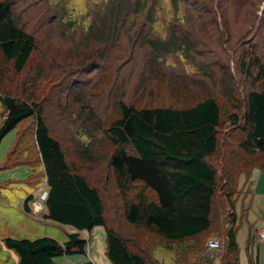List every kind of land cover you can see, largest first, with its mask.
I'll return each mask as SVG.
<instances>
[{"label":"trees","instance_id":"16d2710c","mask_svg":"<svg viewBox=\"0 0 264 264\" xmlns=\"http://www.w3.org/2000/svg\"><path fill=\"white\" fill-rule=\"evenodd\" d=\"M46 1L0 0V100L5 111L0 144L11 131H18V139L2 167L31 165L32 174L26 183L38 190L46 181L48 188L45 218L77 231L70 232L64 243L49 235L7 237L6 245L19 254L18 264H67L57 259L74 252L86 253L87 241L78 231L100 224L108 231L110 264H163L150 257L144 247L135 249L109 223L102 190L81 171L83 161L96 160L94 140L105 137L114 147L106 155L108 171L123 196V215L130 224L168 242L198 239V245L204 244V248L215 231L214 207L220 194L221 211H234L223 222L227 227L223 264H240L235 209L241 177L251 178L255 168L264 170V44L256 40L264 41V11L260 15L258 5L261 0H202L204 12L198 18L187 16L188 27L173 25L165 40L144 35V43L157 52L148 62L147 76L143 73L138 85L137 92L142 96L134 103L118 95L115 114L107 126L105 121L95 119V110L105 95L92 93L95 97L88 104L86 92L90 91L83 85L95 86V78L90 75L107 69L103 48L119 35V30L124 31L133 16L126 28L127 36L132 35L145 2L108 0L106 6L93 10L92 22L82 33L83 44L76 50L77 44L73 40L72 45L70 39L76 33L74 21L62 24L64 18L58 21L56 12L49 15L52 7L41 6ZM179 1L173 0L176 10ZM40 30L46 32L47 39L36 34ZM142 33L139 30L136 34ZM56 35L60 36L58 39H70V43L54 40ZM39 38L44 45L39 44ZM249 39L255 41L251 52L245 50L244 44ZM197 49L203 50L200 55H213V62L201 61L199 69L213 80L211 68L216 66L215 79L225 87L224 100L231 101L237 112L224 110L222 100L205 79L182 86L172 76L165 79L159 71L158 52L182 51L191 60ZM77 74L78 78L71 81ZM155 77H160L158 83ZM259 83L261 87L257 86ZM240 84L245 85L242 98L237 93ZM66 92L69 105L81 103V123L77 116H67L69 107L66 100L63 103ZM169 94L176 95L179 105L167 102ZM28 121L34 122L33 127H24ZM227 121L242 128V137L235 139V147L227 143L232 134L221 139ZM59 124L71 136V150L65 144L68 141L54 133ZM98 133H103V137L98 138ZM84 136L90 137L91 144L83 141ZM29 140L31 145L27 144ZM260 154L263 159L254 160ZM32 197L30 194L28 200ZM25 209L30 211L27 203ZM251 242L252 235L248 248ZM191 261L190 264L204 263L200 257L192 256ZM253 263L250 255V264Z\"/></svg>","mask_w":264,"mask_h":264},{"label":"rangeland","instance_id":"374dc122","mask_svg":"<svg viewBox=\"0 0 264 264\" xmlns=\"http://www.w3.org/2000/svg\"><path fill=\"white\" fill-rule=\"evenodd\" d=\"M134 1L136 0H130L129 2L134 3ZM142 1L145 2L144 9L141 10L143 12L139 13L136 17L138 24L134 27V30L131 33L132 35L129 37L127 36L126 28H128L130 22L133 21V16L129 18L128 23L124 27V31L119 30V35L115 37L109 46H105V49L103 48L102 54H105L104 58L107 69L102 72H94L93 75H90L94 76V85L97 86V88L95 86L91 87V84L83 85L87 91H90L86 92L88 104L92 103L93 98L95 97L92 93L96 94L98 92L101 95H105L100 101V106L95 110V119L105 121V126L109 124L115 114L113 111L114 102L118 95H123L127 102L134 103H137L142 96L141 92H137L138 85L141 83L143 73H147L146 69L150 58L157 52L153 51L148 44L144 43L143 36L147 34L150 38L165 40L170 37L171 27L173 25L178 26V28H186L189 26V23L186 21L187 16L198 18L202 12H204L202 0H180L178 10L175 9L173 0ZM256 2L258 3V0H256ZM107 3L108 0H47L46 3L41 6H51L52 12L49 13V15L56 12V15H58V21L61 18H64L62 24L64 21H74L76 33L70 39L71 44L73 40L74 43L77 44V47L73 46L77 50V48H81L80 46L83 44L82 33L86 31L92 22L93 10L106 6ZM247 5L248 1H245L244 6ZM258 5L260 8L259 14L262 15L264 11V0H261ZM219 16L220 15H218V17ZM99 21L102 26V19H99ZM31 26L34 28V21L31 22ZM121 26L122 22L119 23V27ZM191 28L193 29V27ZM135 30L136 32L134 33ZM139 30H143L141 35L136 34ZM37 32L38 33L36 34L41 38H46V32H44V30ZM58 36L59 35H56L54 40L58 39ZM243 36L248 37L246 33H244ZM41 38H39V44L44 45ZM70 39L59 38L58 41L63 44H69ZM256 40H258V43L262 42L264 44L262 39L257 38ZM244 44H246L245 50H248V52L254 51L255 41L253 39L244 41ZM199 51L203 50H193L192 57H190L191 60L185 58L182 51L173 53L158 52L157 67L160 69L159 71L161 73L165 74V79L168 80L172 76L176 81L180 82L182 86H185L186 84L192 85L194 84V80L199 81L200 79H205L207 83H210L212 90L218 96L220 101L222 100L221 103L224 110L227 113L237 112V109L232 106L231 101L224 100L223 91L225 87L215 79L218 78L216 66L212 65L211 68L213 71L211 74L214 76L213 80L209 77H205L199 69V62H213V55H209L207 52L200 55ZM240 52L242 53V51ZM75 57L76 54L73 52V59ZM231 65L232 70L235 73L236 67L234 62H231ZM251 68L254 70L253 66ZM211 69H209V71H211ZM145 76H147V74H145ZM77 78L78 74L74 75L71 81L76 80ZM159 80L160 77L154 78L156 83H158ZM257 86L261 87L262 84L260 85L259 83ZM192 92L196 94L195 90ZM237 93L241 98L244 97V84H240L239 88H237ZM67 94H69V92H66L63 95V103L66 100L65 103L68 104L69 107L67 116H77L76 120H79L81 123L84 119V116L81 115V103L77 102L69 105ZM166 98L167 102L179 105L175 94H169ZM143 99L145 100L146 97ZM182 100L183 98L180 99V102H182ZM243 110V108L239 110V113H242ZM55 112L60 115L59 111L55 110ZM4 116L5 111L0 100V125ZM33 125V121H28L24 127H33ZM64 128L65 126L59 124L57 130H54V133L60 137L62 136L64 140L68 141L65 142V144L68 149L71 150L73 146L71 143L72 139L71 136L67 134V131L63 130ZM71 129L75 132L74 135L79 139L80 135L76 133L75 127L72 124ZM241 129V125L233 126L231 121H227L222 128L221 139L223 140L228 134H232V139L227 140V143L235 147V139L237 140L242 137L243 133ZM16 132V130L11 131L1 142L0 163L1 159L6 157L8 153L7 149L9 148ZM29 132L32 134L31 131ZM238 133L240 135H237ZM97 135L98 138L103 137V133H98ZM89 139L90 137H83V141L85 140L87 143L90 141ZM30 142H32V140H29L27 144L31 145ZM91 142L92 140L90 141V144ZM93 145H95L94 155L96 160L94 162L83 161L84 167L81 171L102 190L109 223L112 224L119 233L126 237L135 249H142L144 247L150 257L157 258L163 264H190L192 262V256L193 258H204L202 253L205 247L203 248L204 244L202 246L198 245V239L188 240L187 242H168L154 232L133 226L124 218L123 196L118 191L117 185L108 171L109 166H107L108 161L106 155L108 154V151L112 150L114 147L109 144L106 137L105 139L94 140ZM29 152L35 159L32 150ZM68 155L71 159V155ZM38 158L40 160V157ZM260 159H263L261 158V154L258 156L256 155L254 160ZM75 161L81 165L77 158ZM26 170H29L30 172V167L23 166L22 169L11 168L3 170V172H0V178L8 179V181L11 178H24L26 177ZM253 180L255 183L254 192L249 181L246 182V184H240L238 191L239 198L236 202V226L240 245V264H250L247 253L250 226H264V172L257 170L254 173ZM44 188H47L46 181L38 190H35L33 196H42ZM27 189H29L27 184H11L8 188H2L0 191L7 196H26L25 191ZM245 195L248 197H245ZM217 196L213 216V222L215 224L213 229L215 231L210 235V238L217 237L225 243L226 239L224 231L227 227L225 224L223 225V222L226 221V218L230 217V213L228 209L227 211L226 209L221 211L223 206L219 204L220 194ZM248 205L250 206V209L245 210L244 213V208ZM11 206L12 208L6 211V213L0 211V264L19 263L20 257H16V254L17 256L19 254L5 244L6 237L34 238L39 235H49L64 243L68 239V234L70 232L77 231L71 226L61 225L45 218L43 211L38 214H36L34 210H30L29 212L25 211L19 200L11 202ZM35 215H41L42 218ZM219 221H222V223L217 224ZM258 230L259 229H257V231ZM78 232L80 236L87 241L86 253H70L69 255L60 257L57 261L65 262L67 264H86L88 261H91L92 264H110V259L107 253L108 231L106 226L100 224L94 226L91 230H79ZM225 255L226 254H224L223 258ZM189 256L190 259L186 260ZM258 262L259 264H264V248L263 251H261V254L259 253Z\"/></svg>","mask_w":264,"mask_h":264},{"label":"crops","instance_id":"0c3cea01","mask_svg":"<svg viewBox=\"0 0 264 264\" xmlns=\"http://www.w3.org/2000/svg\"><path fill=\"white\" fill-rule=\"evenodd\" d=\"M15 130L17 131V129H15ZM17 139H18V131L16 132L14 138H12V141H11V143L9 145V148L7 149L8 153H7L6 157H3L1 159V163H0V168L1 169H0V172H3V170H7V169H11V168H13V169H22L23 166H29L30 167V172H29V170H26V172H25L26 173V175H25L26 177H24V178H11V179H9V181H8V179H1L0 178V189H2V188H8L9 185H11V184H27L26 183V180L32 174V170L33 169H32V166L29 165V164H18L16 166L7 167V168H3L2 167L3 162L6 160L7 156L10 153V150L13 148V145L15 144V142L17 141ZM257 170H259L261 172H264V170H262L261 168H255L253 170V173H252L251 178H247L245 176H242L241 177V184L242 185L243 184H246V182L249 181V183H251V188L253 189V192H254V188H255V183H254V180H253V176H254V173ZM27 186L29 187V189H27L25 191L26 196H7L6 194H3L2 191H0V211L2 213H6V211H8L9 209L12 208L11 202L17 201V200L20 201V204L22 205V207H23V209L25 211H27L25 209V203H27V205L30 208V210H34V211L41 210V208L38 207V201H39V197L40 196H33L30 200H28L30 194H33L35 192V190L33 188H31V186L29 184H27ZM35 195H37V194H35ZM245 197H248V196L245 195ZM249 209H250V206L248 205L247 207L244 208V213H245V210H249ZM235 212H236V215H237V208L235 209ZM233 213H234V211L230 212V215H232ZM35 216L42 218L41 215L40 216L35 215ZM252 226H250V230H249V236L252 235V242H251L250 247L247 249V253H248V256H249V262H250V255H251L252 258H253V262H254L253 264H259V262H258L259 253L261 254V251H263V248H264V240H262L258 236L257 229H260V228H262L264 226H262V227H258V226L257 227L256 226L252 227ZM249 236H248V239H249ZM237 238H238V234H237ZM238 242H239V240H238ZM16 257L19 258V255L17 256V254H16ZM19 260H20V258H19Z\"/></svg>","mask_w":264,"mask_h":264},{"label":"built area","instance_id":"2783aa9c","mask_svg":"<svg viewBox=\"0 0 264 264\" xmlns=\"http://www.w3.org/2000/svg\"><path fill=\"white\" fill-rule=\"evenodd\" d=\"M43 195L39 197L38 207L41 210L34 211L36 214L43 211L45 208V201L48 196V188L43 189ZM258 236L264 240V227L260 228L257 232ZM227 253V248L223 240L217 237H211L207 240L204 251L202 253L204 259L203 264H223L222 258Z\"/></svg>","mask_w":264,"mask_h":264}]
</instances>
